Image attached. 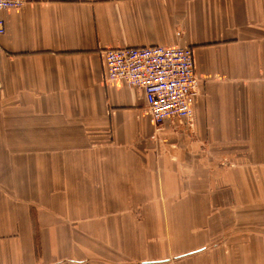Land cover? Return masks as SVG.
<instances>
[{
  "label": "crops",
  "instance_id": "0c3cea01",
  "mask_svg": "<svg viewBox=\"0 0 264 264\" xmlns=\"http://www.w3.org/2000/svg\"><path fill=\"white\" fill-rule=\"evenodd\" d=\"M0 20V264H264V0H23ZM151 46L193 50L189 121L103 79L105 51Z\"/></svg>",
  "mask_w": 264,
  "mask_h": 264
},
{
  "label": "built area",
  "instance_id": "2783aa9c",
  "mask_svg": "<svg viewBox=\"0 0 264 264\" xmlns=\"http://www.w3.org/2000/svg\"><path fill=\"white\" fill-rule=\"evenodd\" d=\"M22 5L23 0H0V10H15ZM103 62V79L120 80L139 90L156 125L168 120L183 123L191 119L189 100L198 90L191 48L151 46L107 50Z\"/></svg>",
  "mask_w": 264,
  "mask_h": 264
},
{
  "label": "rangeland",
  "instance_id": "374dc122",
  "mask_svg": "<svg viewBox=\"0 0 264 264\" xmlns=\"http://www.w3.org/2000/svg\"><path fill=\"white\" fill-rule=\"evenodd\" d=\"M0 118H2V120L6 119V120H5L6 122H9V120H10V119H9V118H10L9 116H0ZM0 124H1V122H0ZM17 150H20V148H17ZM10 151H11L10 148H3V152H1V150H0V161H1V164H4L1 155H4V154L8 155L7 153H4V152H10ZM1 168H2V167H1ZM5 168H6L5 165H3L2 170H3V169L6 170Z\"/></svg>",
  "mask_w": 264,
  "mask_h": 264
}]
</instances>
